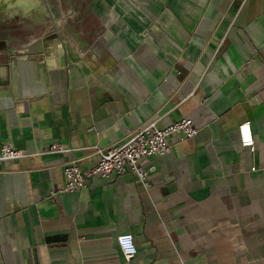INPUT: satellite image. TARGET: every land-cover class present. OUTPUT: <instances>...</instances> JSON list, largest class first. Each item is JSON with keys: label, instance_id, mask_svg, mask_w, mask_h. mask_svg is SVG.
I'll return each instance as SVG.
<instances>
[{"label": "crops", "instance_id": "0c3cea01", "mask_svg": "<svg viewBox=\"0 0 264 264\" xmlns=\"http://www.w3.org/2000/svg\"><path fill=\"white\" fill-rule=\"evenodd\" d=\"M132 10L0 57V145L24 155L0 162V264H264V0ZM182 118L198 132L142 160L149 189L127 172L49 197L65 163L90 168L95 147Z\"/></svg>", "mask_w": 264, "mask_h": 264}, {"label": "built area", "instance_id": "2783aa9c", "mask_svg": "<svg viewBox=\"0 0 264 264\" xmlns=\"http://www.w3.org/2000/svg\"><path fill=\"white\" fill-rule=\"evenodd\" d=\"M25 50L14 51L20 53ZM238 137L242 147L253 149L254 138L249 122L238 125ZM198 128L190 118H182L165 127L157 126V120L152 119L130 133L124 141L107 148L95 147L97 161L87 169L80 167L77 160H72L63 165L65 182L58 188L50 191L49 197L83 189L90 179L100 177L109 178L113 174L122 175L127 172L135 175L137 182L145 189H149L148 175L154 167H144L142 160L155 154H163L170 150L168 138L178 133L183 138L194 137ZM68 149L60 143H53L51 152H65ZM23 153L7 144L0 145V162L15 160L23 157ZM253 169V168H252ZM117 243L126 261L135 254L133 236L123 233L117 236Z\"/></svg>", "mask_w": 264, "mask_h": 264}, {"label": "water", "instance_id": "95a60500", "mask_svg": "<svg viewBox=\"0 0 264 264\" xmlns=\"http://www.w3.org/2000/svg\"><path fill=\"white\" fill-rule=\"evenodd\" d=\"M147 0H0V57L70 40Z\"/></svg>", "mask_w": 264, "mask_h": 264}, {"label": "rangeland", "instance_id": "374dc122", "mask_svg": "<svg viewBox=\"0 0 264 264\" xmlns=\"http://www.w3.org/2000/svg\"><path fill=\"white\" fill-rule=\"evenodd\" d=\"M132 10V9H131ZM133 11V10H132ZM127 13L128 12H125V13H123V14H121V15H123V16H125V17H127ZM137 13V12H136ZM122 18V17H121ZM109 21V20H108Z\"/></svg>", "mask_w": 264, "mask_h": 264}]
</instances>
